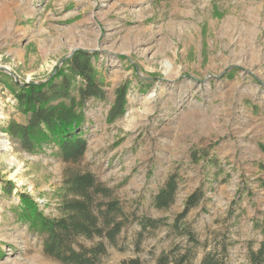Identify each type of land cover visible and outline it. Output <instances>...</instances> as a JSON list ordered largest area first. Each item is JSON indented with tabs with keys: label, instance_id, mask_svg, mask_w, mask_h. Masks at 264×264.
Wrapping results in <instances>:
<instances>
[{
	"label": "rangeland",
	"instance_id": "1",
	"mask_svg": "<svg viewBox=\"0 0 264 264\" xmlns=\"http://www.w3.org/2000/svg\"><path fill=\"white\" fill-rule=\"evenodd\" d=\"M77 50L94 54L104 92L85 102L81 166L155 225L138 237L133 224L103 264H157L176 245L180 254L186 239L169 225L197 190L181 222L199 241L190 264L215 234L227 235L226 264H248L246 241L256 249L254 223L264 224V0H0V264H60L16 209L24 194L56 217L68 166L52 144L28 153L6 129L27 120L19 88L66 69ZM121 87L124 113L108 123ZM169 175L174 203L156 210Z\"/></svg>",
	"mask_w": 264,
	"mask_h": 264
},
{
	"label": "trees",
	"instance_id": "2",
	"mask_svg": "<svg viewBox=\"0 0 264 264\" xmlns=\"http://www.w3.org/2000/svg\"><path fill=\"white\" fill-rule=\"evenodd\" d=\"M94 57L92 53L77 50L66 60V69H56L46 82L21 86L15 98L19 110L27 117L26 123L12 122L6 129L28 153L52 144L57 148L56 156L68 166L60 187L56 217L43 215L24 194L19 195L20 203L16 209L19 219L28 225L30 233L37 236L42 254L60 264H103L108 247L121 244L133 224L141 229L138 237L143 230L155 227L153 221L137 215L136 210L128 207L114 189L81 166L87 147L82 132L86 120L85 102L104 96L95 77ZM125 91V87L116 91L106 122L111 123L124 113ZM261 150L264 152V146ZM176 190L175 176L169 175L152 198L153 208L168 209L174 203ZM201 198L199 190L188 195L183 201L182 211L169 225L172 232L186 239L182 252L174 254L178 249L176 245L170 254L160 255L157 264H190L199 241L192 229L186 224L181 225V222ZM254 228L259 230L261 239L256 249H253L255 241H246L247 263L264 264V224L255 222ZM226 236L215 234L212 243H204L203 247L208 251L200 264H226ZM122 264H139V261L133 259Z\"/></svg>",
	"mask_w": 264,
	"mask_h": 264
},
{
	"label": "bare ground",
	"instance_id": "3",
	"mask_svg": "<svg viewBox=\"0 0 264 264\" xmlns=\"http://www.w3.org/2000/svg\"><path fill=\"white\" fill-rule=\"evenodd\" d=\"M2 138H3V135H0V149L2 151H8L6 142ZM10 163L14 164L15 162L13 159H10Z\"/></svg>",
	"mask_w": 264,
	"mask_h": 264
}]
</instances>
